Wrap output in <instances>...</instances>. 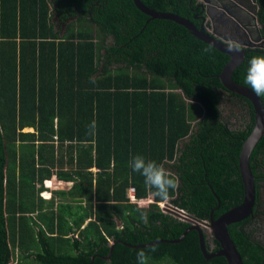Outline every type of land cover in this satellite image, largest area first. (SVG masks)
Listing matches in <instances>:
<instances>
[{
    "label": "trees",
    "instance_id": "obj_1",
    "mask_svg": "<svg viewBox=\"0 0 264 264\" xmlns=\"http://www.w3.org/2000/svg\"><path fill=\"white\" fill-rule=\"evenodd\" d=\"M93 1L69 3L88 9ZM101 1L104 6L91 9L88 19L79 15L60 38L50 22V0H0V264L30 256L39 264H136L141 249L148 264H226L221 256L203 258L194 230L178 242L125 244L176 239L189 226L160 211L163 200L131 169L135 155L156 161L176 179L170 203L196 219L207 220L210 212L216 218L240 203L237 156L253 118L246 102L248 122L234 127L218 120L217 75L228 56L179 24L148 18L131 0H123L124 8L115 4L120 0ZM139 1L203 28V12L189 0ZM255 3L264 39V0ZM108 34L121 45L107 50L122 56L114 59L121 67L108 68L111 59L100 53ZM262 55L264 47L246 50L231 79L248 86V61ZM180 142L185 151L177 158ZM263 156L264 130L249 155L251 173L252 160ZM52 176L70 183L75 210L67 202L45 209L40 194ZM127 187L140 202H127ZM149 195L152 201L142 204ZM247 218L229 224L228 235L243 264H264V248L243 225ZM84 221L80 246L68 234ZM203 240L206 251L218 249L215 240L212 249Z\"/></svg>",
    "mask_w": 264,
    "mask_h": 264
},
{
    "label": "water",
    "instance_id": "obj_2",
    "mask_svg": "<svg viewBox=\"0 0 264 264\" xmlns=\"http://www.w3.org/2000/svg\"><path fill=\"white\" fill-rule=\"evenodd\" d=\"M134 7L139 10L141 13L148 16L150 19H165L172 21L176 24L181 25L183 28H185L190 35L195 37L196 39L202 41L205 44L210 45L211 47L215 48L216 50L220 51L221 53H224L228 56V60L225 62V64L222 66L220 72L218 73L217 77L219 79V82L224 90H227L228 92H231L233 94L239 95L244 97L246 100L249 101L251 108H252V127L248 135L242 140L238 156H237V167H238V173L240 177V181L242 184V198L240 203L237 205H234L230 207L225 212L218 215L216 218L212 217V214L210 212L208 222L205 223L204 221H200L195 219L193 216L186 215L184 211H181L177 208H172L171 213L175 217H178L185 222L189 224V226L184 229V231L179 235L176 239H155L152 241H149L147 243L142 244H128L125 245L132 248H141V247H147L151 246L155 243H172V242H178L180 241L183 236L186 234L189 230H194L197 233V239H198V247L199 250L203 256L204 259H209L212 257L221 256L224 258L226 264H243L241 260V256L238 253L236 246L230 239L227 231V226L229 224L238 222L246 217H248L251 214L252 206L254 204V180L251 173V169L249 166V155L263 134L264 130V109L262 102L259 97H257L248 86L239 84L234 82L231 79V73L233 69L239 65V63L243 60V55L246 50H248L250 47H263L264 46V40L262 39L259 28H262V25L258 23L256 19V3L255 0H250L249 6L247 8L249 9V21H241L237 20L236 17H233L232 14L230 15L228 8H225L228 15L235 18L239 26L242 28L243 32H248V26L253 25L255 30V36L249 35L248 38H246V41L244 42H237L241 46L239 52H229L227 50V45L230 43V41L223 36L221 37L216 32H214L212 29L209 30V27L207 26L208 22L211 18L208 15L207 8L204 9V28H197L193 23L188 20L187 18L181 17L177 14L170 13V12H160L155 11L147 6L143 5L139 0H131ZM206 1V0H204ZM232 6H235L238 4L241 5L240 2H233ZM217 8L223 12L224 7L222 5H216ZM195 18V16H194ZM235 26H238L235 24ZM248 48V49H247ZM95 76V75H93ZM211 193L215 197V199L218 201L216 195L211 190ZM214 208H217L215 206ZM204 226L207 228L204 229ZM203 232H206L207 234H210L212 236V239L215 240L218 244V249L213 252H207L204 248V241H203ZM115 241L109 242V250L106 256L102 257V259H108L110 250L112 249Z\"/></svg>",
    "mask_w": 264,
    "mask_h": 264
},
{
    "label": "flooded vegetation",
    "instance_id": "obj_3",
    "mask_svg": "<svg viewBox=\"0 0 264 264\" xmlns=\"http://www.w3.org/2000/svg\"><path fill=\"white\" fill-rule=\"evenodd\" d=\"M62 0H50L51 6L53 7L52 16L50 18V22L52 23L53 31L56 33L57 37H63L68 34V26H71L74 21L77 20V17L81 14H85L86 19L89 18V15H92L93 12H91V9L94 10L96 7L104 6V3L99 0H94L92 4L89 5L88 9H83L82 7H77V3H69L70 0H66V2H61ZM233 2H240L241 5L239 6L237 3L236 7L232 6L234 4ZM115 4L119 5V8H124L123 0L119 2H115ZM189 4H192L194 8H198L203 12L202 18V25L204 28V9L207 8L208 15L210 21L208 22L207 26L209 27V30H213L221 37L228 39L230 42L237 41L239 43L246 41V38L251 36H255V30L254 26H248V32L242 30V28L239 26V24L236 22L237 20L241 21H249V9L247 6H249L250 0H189ZM222 5L224 7L223 12H221L216 5ZM71 9V13L68 12L69 9ZM94 8V9H93ZM225 8H228L230 15L232 14L233 18L230 15L227 14ZM238 25V26H235ZM261 28H259L260 30ZM263 39V38H262ZM264 40V39H263ZM105 46L100 50V53L102 57H104V61L106 58H110L111 62L107 63L106 66L108 68H116L121 67L124 63L122 61H115L114 59H120L122 56L119 53L114 52L113 50L107 51L108 49H111L112 47H121V45H116L114 43V38L111 34H108L104 40ZM264 47V46H263ZM255 48V47H250ZM248 49V48H247ZM101 57V58H102ZM104 61L100 59L99 67L102 68L104 66ZM174 91L177 93H180L179 88H174ZM217 95H218V102L216 104L217 109L220 112V116L218 117L219 121H222L224 123H227L229 126L239 127L241 123H243L242 119H244L246 122L249 121V115L247 112V104L246 102H249L244 97L233 94L231 92H228L227 90H224L223 88L216 89ZM190 104L195 105L193 101H189ZM197 110V119L203 118V111L198 108H195ZM197 119L195 120L194 131L197 133L199 131L198 125L196 124ZM183 141H186L188 143L187 139H184ZM181 150L177 152V158L180 157L184 150L185 146H182V142L179 143ZM254 163L252 166L254 172L252 173L253 176V182H254V199L256 197V201L254 202L253 210L251 211V214L249 217L243 221V225L246 226L250 231H252V234L254 237L258 239L259 244L264 248V156L263 157H257L256 160H252ZM162 206L158 207L160 208V211L163 213H167L174 218L185 222L184 220L175 217L171 213L172 208H177L181 211H184L177 206H174L170 203V199L167 201H162ZM253 207V206H252ZM184 213L187 214L185 211ZM210 214V213H209ZM192 216V215H190ZM194 217V216H193ZM195 218V217H194ZM196 219V218H195ZM209 219V215H208ZM207 220H200L204 221L205 223L208 222ZM122 227V226H121ZM120 227V228H121ZM207 227L204 226V229ZM203 235H205V238L208 241V248L212 249L214 247L212 243V236L210 234H207L206 232H203ZM171 240V239H170ZM204 241V240H203ZM205 248V247H204ZM208 252V251H207ZM210 253L213 251H209ZM105 263L110 262V258L103 259ZM207 260V259H206Z\"/></svg>",
    "mask_w": 264,
    "mask_h": 264
},
{
    "label": "clouds",
    "instance_id": "obj_4",
    "mask_svg": "<svg viewBox=\"0 0 264 264\" xmlns=\"http://www.w3.org/2000/svg\"><path fill=\"white\" fill-rule=\"evenodd\" d=\"M240 48L237 42H230L227 45L229 52H239ZM203 51L207 53L211 49L205 48ZM244 82L257 97H264V55L253 56L249 59ZM131 169L143 177L146 189L152 191L154 196L163 201L169 199V190H175L177 187L176 179L164 167L154 160H145L142 155L132 157ZM148 260L149 255L145 250L141 249L136 252V264H148Z\"/></svg>",
    "mask_w": 264,
    "mask_h": 264
},
{
    "label": "rangeland",
    "instance_id": "obj_5",
    "mask_svg": "<svg viewBox=\"0 0 264 264\" xmlns=\"http://www.w3.org/2000/svg\"><path fill=\"white\" fill-rule=\"evenodd\" d=\"M23 131H31V128H23L22 129ZM51 181H44L43 182V186L47 188V190L45 192H42L40 195L42 198H45V201H44V204L43 206L45 207V209H49V207H51V209H55V205L57 203H63V202H72V199L71 197H69V195L67 194V189L69 188V185H64L63 183H58L57 181L54 180V177H51ZM130 187H127L125 189V197L127 199V202L129 203H137V202H140L138 201V199L134 196V191H133V199L130 197V191L129 189ZM50 197V198H49ZM77 201V200H76ZM152 200H151V196L149 195L142 204H147V203H150ZM163 202H158V205L159 206H162ZM72 205V203H70ZM73 206L72 205V208L70 210L73 209ZM121 226L120 224L117 225V228L119 229ZM39 264L38 262L36 261H24L23 263L21 261H19L17 264Z\"/></svg>",
    "mask_w": 264,
    "mask_h": 264
},
{
    "label": "crops",
    "instance_id": "obj_6",
    "mask_svg": "<svg viewBox=\"0 0 264 264\" xmlns=\"http://www.w3.org/2000/svg\"><path fill=\"white\" fill-rule=\"evenodd\" d=\"M90 170H91L92 172L95 171L94 168H90ZM52 177H54V176H52ZM51 180H52V179H51ZM54 180L57 181L58 183L61 182V183H63L64 185H67V184L70 185V183H66V182H63V181H60V180H56L55 177H54ZM67 203H68V204L72 203V205H74L72 210H75V209H76L75 206H77V205L79 204V202L76 201V199H72V202L70 201V202H67ZM81 204L83 205V202H81ZM84 224H85V221L80 225L79 228L73 229V232H71V233L68 234V237L71 238V240H73V239L76 238V241H78V242L80 243V246L83 245V241H82V238L78 236V231L80 230V228L83 227ZM117 225H118V224H117ZM72 242H73V241H72ZM19 261H21V262L23 263L24 261H35V260H34V258H33L32 256H30V257L25 258V259L22 258V259H19V260H15V261L13 262V264H17ZM22 263H21V264H22ZM33 264H34V262H33Z\"/></svg>",
    "mask_w": 264,
    "mask_h": 264
},
{
    "label": "built area",
    "instance_id": "obj_7",
    "mask_svg": "<svg viewBox=\"0 0 264 264\" xmlns=\"http://www.w3.org/2000/svg\"><path fill=\"white\" fill-rule=\"evenodd\" d=\"M129 189V191H130V197L133 199L134 197H133V189L132 188H128Z\"/></svg>",
    "mask_w": 264,
    "mask_h": 264
}]
</instances>
